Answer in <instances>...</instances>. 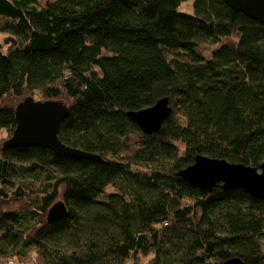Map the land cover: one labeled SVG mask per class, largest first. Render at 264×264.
<instances>
[{
	"label": "trees",
	"instance_id": "trees-1",
	"mask_svg": "<svg viewBox=\"0 0 264 264\" xmlns=\"http://www.w3.org/2000/svg\"><path fill=\"white\" fill-rule=\"evenodd\" d=\"M183 1L0 0V264H264V200L176 174L263 162L264 27ZM26 96L63 102L58 138L101 160L6 147ZM162 97L146 134L127 112Z\"/></svg>",
	"mask_w": 264,
	"mask_h": 264
},
{
	"label": "water",
	"instance_id": "water-1",
	"mask_svg": "<svg viewBox=\"0 0 264 264\" xmlns=\"http://www.w3.org/2000/svg\"><path fill=\"white\" fill-rule=\"evenodd\" d=\"M231 9L257 20L264 27V0H223ZM172 110L167 97L158 99L153 105L127 116L146 134L156 132ZM68 113L67 106L59 100H36L24 97L14 109L15 128L6 139V147L39 146L48 148L60 157L101 160L96 154L70 147L61 142L57 132ZM177 176L193 184L203 192H212L219 185L223 190L242 189L251 196L264 200V160L258 167L229 162L223 158L196 155L193 162L179 170ZM65 207L56 204L48 211V219L59 218ZM227 264H242L238 258L227 260Z\"/></svg>",
	"mask_w": 264,
	"mask_h": 264
},
{
	"label": "rangeland",
	"instance_id": "rangeland-1",
	"mask_svg": "<svg viewBox=\"0 0 264 264\" xmlns=\"http://www.w3.org/2000/svg\"><path fill=\"white\" fill-rule=\"evenodd\" d=\"M46 1L48 0H38V3L40 5H43ZM192 2L193 0H186L181 2V4L178 6V10L179 11H184V12H191L192 11ZM1 39H3V41L6 39V35L2 36ZM209 48H211V46H203L201 47V51L206 52ZM7 134L4 131H0V139L4 138ZM126 264H130V262H127Z\"/></svg>",
	"mask_w": 264,
	"mask_h": 264
}]
</instances>
